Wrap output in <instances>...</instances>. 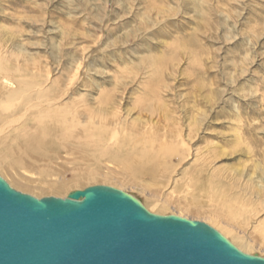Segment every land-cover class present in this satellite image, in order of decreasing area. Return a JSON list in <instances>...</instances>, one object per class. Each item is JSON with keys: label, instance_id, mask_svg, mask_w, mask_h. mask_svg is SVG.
<instances>
[{"label": "rangeland", "instance_id": "374dc122", "mask_svg": "<svg viewBox=\"0 0 264 264\" xmlns=\"http://www.w3.org/2000/svg\"><path fill=\"white\" fill-rule=\"evenodd\" d=\"M0 41L12 46V57L28 55L31 65L46 67L63 83L84 78L75 84L76 102L79 98L82 105L101 108L109 94L111 105L132 123L157 119L145 109L156 101L141 104L139 96L153 61L162 58L155 86L160 93L167 90L162 101L171 119L183 129L197 127L190 141L193 154L183 161L174 157L175 167L165 176L146 173L133 182H120L126 180L125 171L101 157L89 164L102 180L97 184L133 193L143 206L152 197L163 204L157 215L209 225V219L192 214L184 204L191 195L201 198L189 180L201 155L211 153L215 159L208 165L209 175L216 168L215 175L241 176L240 182L249 186L261 183L260 201L252 197L258 209L252 218L235 214L221 221L248 233L254 245L250 255L264 257V241L251 230L264 231V0H0ZM60 156L57 163L72 157ZM0 177L9 180L5 173Z\"/></svg>", "mask_w": 264, "mask_h": 264}, {"label": "bare ground", "instance_id": "6f19581e", "mask_svg": "<svg viewBox=\"0 0 264 264\" xmlns=\"http://www.w3.org/2000/svg\"><path fill=\"white\" fill-rule=\"evenodd\" d=\"M10 47L0 41V172L8 175L7 184L11 188L36 198H65L73 189L100 185L97 184L102 181L100 176L90 169L89 164L101 157L113 159L125 171L126 180L120 179V182H133L146 173L165 176L169 168L175 167L171 164L174 157L183 161L193 154L190 152V141L195 139L197 127L187 124L183 129L181 122L171 119L170 109L162 101L167 90L161 89L165 93H160L155 86L161 78L162 58L153 61V71L144 82L143 94L139 96L143 97L138 98L139 102L156 101L145 109L150 115L156 113L157 119L154 122L143 119L132 123L123 119L117 107L111 105L114 99L109 94L103 102L105 107L101 108L82 105L79 98L76 102L78 85L75 88V84L81 83L84 78L79 80L78 76L74 81V78L68 82L65 80L64 84L60 77L50 75L46 67L37 69L34 64L31 65L28 55L22 59L12 57L8 52ZM244 148L249 153V145L245 144ZM62 153L72 157L57 163L55 159L62 157ZM201 156L202 161L195 166L189 180L195 193L201 191V198L189 196L184 207L192 214L209 219L211 227L229 238L242 252L252 254L254 245L249 242V234L237 231L229 222L221 220L235 214L252 218L258 210L252 197L261 196V183L251 186L249 183L242 184L241 176L230 173L224 177L215 175L216 168L209 175L208 165L215 156L211 153ZM66 171H71V178L65 177ZM103 181L111 183L112 179L104 177ZM129 194L138 199L135 194ZM151 198L144 206L151 213L160 214L163 204H157ZM245 224L248 225V222ZM253 228L251 230L264 241V231L256 229L257 232Z\"/></svg>", "mask_w": 264, "mask_h": 264}, {"label": "water", "instance_id": "95a60500", "mask_svg": "<svg viewBox=\"0 0 264 264\" xmlns=\"http://www.w3.org/2000/svg\"><path fill=\"white\" fill-rule=\"evenodd\" d=\"M0 264H264L198 220L107 185L36 198L0 177Z\"/></svg>", "mask_w": 264, "mask_h": 264}]
</instances>
